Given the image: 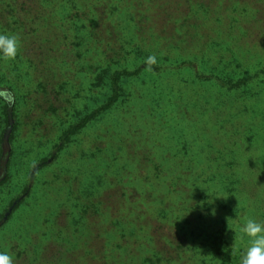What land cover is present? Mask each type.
<instances>
[{
    "label": "rangeland",
    "instance_id": "obj_1",
    "mask_svg": "<svg viewBox=\"0 0 264 264\" xmlns=\"http://www.w3.org/2000/svg\"><path fill=\"white\" fill-rule=\"evenodd\" d=\"M0 33L20 38L0 58V252L241 264L264 222V0H0Z\"/></svg>",
    "mask_w": 264,
    "mask_h": 264
},
{
    "label": "clouds",
    "instance_id": "obj_2",
    "mask_svg": "<svg viewBox=\"0 0 264 264\" xmlns=\"http://www.w3.org/2000/svg\"><path fill=\"white\" fill-rule=\"evenodd\" d=\"M20 48V38L17 35L0 33V58L15 59ZM157 62L155 55L149 56L146 63L153 65ZM241 232L249 239L241 264H264V222L248 219L241 227ZM0 264H13L12 257L0 252Z\"/></svg>",
    "mask_w": 264,
    "mask_h": 264
}]
</instances>
